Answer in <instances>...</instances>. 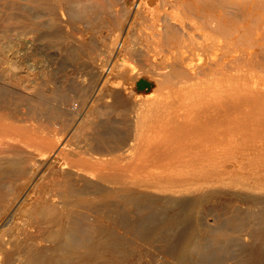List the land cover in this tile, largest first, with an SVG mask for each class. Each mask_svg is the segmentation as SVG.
Masks as SVG:
<instances>
[{"label":"bare ground","instance_id":"1","mask_svg":"<svg viewBox=\"0 0 264 264\" xmlns=\"http://www.w3.org/2000/svg\"><path fill=\"white\" fill-rule=\"evenodd\" d=\"M225 259L264 264V0H0V264Z\"/></svg>","mask_w":264,"mask_h":264},{"label":"rangeland","instance_id":"2","mask_svg":"<svg viewBox=\"0 0 264 264\" xmlns=\"http://www.w3.org/2000/svg\"><path fill=\"white\" fill-rule=\"evenodd\" d=\"M228 260V261H227ZM231 261V260H230ZM222 264H229V259H225L224 262H221ZM231 263V262H230ZM232 264V263H231Z\"/></svg>","mask_w":264,"mask_h":264}]
</instances>
